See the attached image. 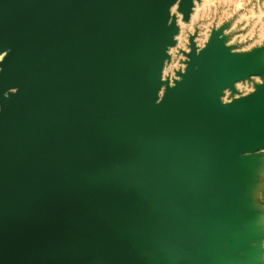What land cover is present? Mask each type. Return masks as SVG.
Returning <instances> with one entry per match:
<instances>
[{
    "label": "water",
    "instance_id": "95a60500",
    "mask_svg": "<svg viewBox=\"0 0 264 264\" xmlns=\"http://www.w3.org/2000/svg\"><path fill=\"white\" fill-rule=\"evenodd\" d=\"M177 2L0 0V264H264V67L216 31L164 81Z\"/></svg>",
    "mask_w": 264,
    "mask_h": 264
},
{
    "label": "rangeland",
    "instance_id": "374dc122",
    "mask_svg": "<svg viewBox=\"0 0 264 264\" xmlns=\"http://www.w3.org/2000/svg\"><path fill=\"white\" fill-rule=\"evenodd\" d=\"M172 12L177 16L180 28L176 45L169 49L170 59L164 67V79L168 77L173 83L179 68L186 66L188 58L185 52L191 51V38L200 49L216 31H221L232 50L253 53L255 65L264 67V0H195L189 20H184L177 5ZM1 55L0 58L3 57ZM261 82H264V74L251 76L238 82L235 92L226 90L223 99L228 101L250 93ZM260 248L264 255V241Z\"/></svg>",
    "mask_w": 264,
    "mask_h": 264
},
{
    "label": "crops",
    "instance_id": "0c3cea01",
    "mask_svg": "<svg viewBox=\"0 0 264 264\" xmlns=\"http://www.w3.org/2000/svg\"><path fill=\"white\" fill-rule=\"evenodd\" d=\"M247 176L241 188V208L251 215L248 225L264 231V147L245 155Z\"/></svg>",
    "mask_w": 264,
    "mask_h": 264
},
{
    "label": "bare ground",
    "instance_id": "6f19581e",
    "mask_svg": "<svg viewBox=\"0 0 264 264\" xmlns=\"http://www.w3.org/2000/svg\"><path fill=\"white\" fill-rule=\"evenodd\" d=\"M194 2H195V0H194ZM175 5H177V10H178V2L175 3V4L173 5V7H174ZM173 7H172V9H171V14H172V15H175V14H173V12H172ZM193 7H194V6H193ZM192 11H193V8H192ZM178 12H179V11H178ZM179 13H180V12H179ZM191 13H192V12H191ZM181 15H182V14H181ZM182 16H183V15H182ZM176 17H177V16H176ZM177 23H178V20H177ZM178 25H179V23H178ZM179 28H180V27H179ZM178 33H179V32H178ZM178 33H177V34H178ZM177 34H176V35H177ZM176 35H175V40H176ZM210 37H211V36H210ZM220 39H221L222 41H224V36H223V35H220ZM208 40H209V39H208ZM207 42H208V41H207ZM176 43H177V40H176ZM195 43H196V42H195ZM224 43H225V45H227L226 42H224ZM175 45H176V44H175ZM175 45H173V46H175ZM173 46H170V47L168 48V53H169V49H170L171 47H173ZM190 46H191V43H190ZM196 46H197V44H196ZM204 46H205V45H204ZM204 46H203V47H204ZM227 46L229 47V45H227ZM197 48H198V47H197ZM191 49H192V47H191ZM231 52H232V53H235L234 50H231ZM1 54H4V55H1ZM1 54H0L1 56H3V57L5 56V53H1ZM169 55H170V53H169ZM3 57H2V58H3ZM2 58H0V59H2ZM187 58H188V57H187ZM168 60H169V59H167V60L165 61L164 67H165L166 62H167ZM187 61H188V60H187ZM251 63H253V65H255L254 61L251 62ZM186 66H187V64H186ZM186 66H183V65H182V66L179 68V71H180V70H181V71H184ZM164 67H163V71H164ZM183 69H184V70H183ZM177 72H178V71H177ZM176 74H177V73H176ZM177 78H178V77H177ZM162 79H163L164 81H167V80H168V79H164V78H163V72H162ZM242 81H243V80H242ZM169 82H170V81H169ZM239 82H240V81H239ZM170 83H171V82H170ZM237 83H238V82H237ZM237 83H236V84H237ZM171 84H172V83H171ZM236 84H235V88H236ZM259 84H260V83H259ZM164 87H165V85H163L162 89H163ZM255 87H256V86H255ZM254 89H255V88H254ZM226 90H231V89H226ZM226 90H225V91H226ZM225 91H224V93H225ZM224 93H223V95H224ZM223 95H222V99H223ZM223 100H224V99H223ZM224 101H226V100H224Z\"/></svg>",
    "mask_w": 264,
    "mask_h": 264
}]
</instances>
